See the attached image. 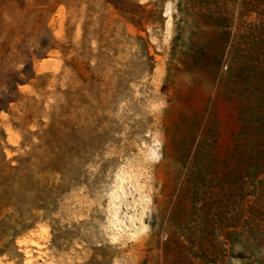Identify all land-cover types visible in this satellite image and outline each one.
Segmentation results:
<instances>
[{"label": "rangeland", "instance_id": "1", "mask_svg": "<svg viewBox=\"0 0 264 264\" xmlns=\"http://www.w3.org/2000/svg\"><path fill=\"white\" fill-rule=\"evenodd\" d=\"M0 264H264V0H0Z\"/></svg>", "mask_w": 264, "mask_h": 264}, {"label": "bare ground", "instance_id": "2", "mask_svg": "<svg viewBox=\"0 0 264 264\" xmlns=\"http://www.w3.org/2000/svg\"><path fill=\"white\" fill-rule=\"evenodd\" d=\"M159 153L160 152H158L157 151V149H155L154 150V153L153 154H155V156H159ZM124 177V176H123ZM123 184V183H122ZM129 187V186H128ZM117 188V187H116ZM130 188V187H129ZM120 193V192H119ZM117 194H116V192H113L112 194H111V199H112V201L114 202L115 201V196H116ZM125 195V194H124ZM117 197V196H116ZM123 201V200H122ZM148 202V201H147ZM147 202H146V205H145V202H144V207L143 208H147V209H149V206L147 205ZM110 205H111V203H110ZM142 206V205H141ZM142 208V207H141ZM116 209V208H115ZM137 209V208H136ZM138 210V209H137ZM142 211V210H141ZM133 212V211H132ZM146 212V211H145ZM143 213H144V211H143ZM122 214V213H121ZM112 215H114V214H112ZM123 216V215H122ZM126 216V215H125ZM129 218H131V219H133L135 222H136V224L135 225H131V227L130 228H132V230H133V234H135V235H137V234H139V231H140V229L142 230V229H145L146 227H147V224H143L142 223V217H141V213L139 214H137L136 212H135V215L132 213V215H130V216H128ZM114 219V218H113ZM123 219V218H122ZM115 220H116V218H115ZM117 221V220H116ZM129 221V220H128ZM115 222V221H114ZM122 225V224H121ZM123 226V225H122ZM129 227V226H128ZM127 228V227H126ZM129 228V229H130ZM118 229V233L120 234L121 232H122V230H123V228L122 227H118L117 228ZM126 230V229H125Z\"/></svg>", "mask_w": 264, "mask_h": 264}, {"label": "built area", "instance_id": "3", "mask_svg": "<svg viewBox=\"0 0 264 264\" xmlns=\"http://www.w3.org/2000/svg\"><path fill=\"white\" fill-rule=\"evenodd\" d=\"M116 230H117V233H118V229L116 228ZM120 234H125V235H127L128 237H134L135 236V234H133V230H132V228H130V229H126L125 231L124 230H122V232L120 233Z\"/></svg>", "mask_w": 264, "mask_h": 264}]
</instances>
